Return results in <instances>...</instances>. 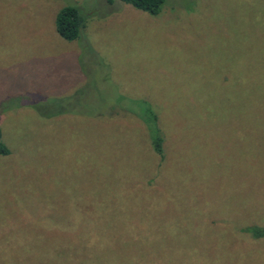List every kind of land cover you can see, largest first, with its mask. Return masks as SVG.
<instances>
[{
	"label": "rangeland",
	"instance_id": "obj_1",
	"mask_svg": "<svg viewBox=\"0 0 264 264\" xmlns=\"http://www.w3.org/2000/svg\"><path fill=\"white\" fill-rule=\"evenodd\" d=\"M0 133V264H264V0H0Z\"/></svg>",
	"mask_w": 264,
	"mask_h": 264
},
{
	"label": "trees",
	"instance_id": "obj_2",
	"mask_svg": "<svg viewBox=\"0 0 264 264\" xmlns=\"http://www.w3.org/2000/svg\"><path fill=\"white\" fill-rule=\"evenodd\" d=\"M124 4L132 6L134 9L148 13L150 15H157L161 11L164 0H119ZM83 18L75 6H65L56 15L55 28L56 32L60 37L66 41H74L79 37L80 29L83 26ZM146 124H153L154 128L149 127L151 133H154V141L152 145L154 146V152L157 155H162V136L155 126L157 124V115L150 108L146 111ZM9 154L8 148L1 141L0 133V155L5 156ZM248 233L252 237H258L264 234V230L260 227H249L247 229Z\"/></svg>",
	"mask_w": 264,
	"mask_h": 264
}]
</instances>
